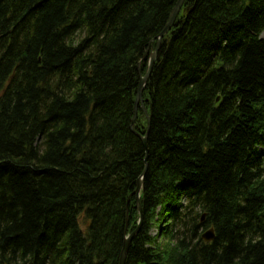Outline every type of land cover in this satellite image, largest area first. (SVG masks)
Here are the masks:
<instances>
[{"label":"trees","instance_id":"16d2710c","mask_svg":"<svg viewBox=\"0 0 264 264\" xmlns=\"http://www.w3.org/2000/svg\"><path fill=\"white\" fill-rule=\"evenodd\" d=\"M174 1L0 0V264H120L145 171L126 264H264V0L178 16L145 162Z\"/></svg>","mask_w":264,"mask_h":264},{"label":"bare ground","instance_id":"6f19581e","mask_svg":"<svg viewBox=\"0 0 264 264\" xmlns=\"http://www.w3.org/2000/svg\"><path fill=\"white\" fill-rule=\"evenodd\" d=\"M180 1L182 2V5H181ZM197 4H198V0H175L173 5H172L173 8H172V12H171L169 21H170L173 13L175 12V10L177 9V7L179 5H180V7H179L180 10H179L178 16L182 15V13H185V12H187V14L191 13L194 10V7L197 6ZM167 27H168V25L166 24V26L158 33V36L156 38V48H150L149 51L145 54L144 60L147 59V61L149 62V65H150V62H151L150 59H151L152 56L156 57V62H157L158 58L160 57V49H161L162 44H164L165 41L166 42L170 41L169 38H170V35L172 33L173 28L169 29ZM137 72L139 74L142 73L141 64L138 65ZM148 72H149V69H148L147 73L140 78L139 88H138V91L136 93V99H135V105H134V116H133V118L131 120V126H130V131H129L132 137L137 138L141 142L142 148H143V151H144V154H145V158H144L145 162H148L149 158L151 157V155H150V151L151 150H150V147H149V135H150L151 127H152V116H151V113H150V109H148L146 107L145 102H144V90H145V87H146L147 83L145 84V86L143 88V91L140 94V97H139V89H140V86H141V81L143 79L147 78L146 82L149 81L152 73H151V75L149 77L147 75ZM141 116H143V119H141ZM139 119L141 121V124L143 125L142 127L144 128V132L146 134L143 133L142 131H140L139 129H137V127H139L138 126ZM41 140L43 141L44 137L40 136V138L38 139V142L39 143L42 142ZM142 192L140 194V198L142 196ZM136 203H138V199H136ZM140 205H141V203H140ZM136 207H138V204L136 205ZM178 208L180 209V207H177V206L175 207V209H178ZM142 211H143V209H142ZM143 222H144V219L141 220L139 218V227L136 229L135 232H133V238L136 237L139 234V232L141 230V227H142V225L140 226V224H143ZM213 236H214V239L209 241V242L206 241L205 239H202V240L205 243H212V242H214L216 240L215 231L213 232ZM127 239H128V236L126 235L125 242L127 241ZM125 242H124V245H125ZM130 246H131V244L129 245L128 253H129V250H130ZM123 248H124V246H123ZM121 256H122V252L120 254V259H121Z\"/></svg>","mask_w":264,"mask_h":264},{"label":"water","instance_id":"95a60500","mask_svg":"<svg viewBox=\"0 0 264 264\" xmlns=\"http://www.w3.org/2000/svg\"><path fill=\"white\" fill-rule=\"evenodd\" d=\"M181 5H182V2L180 1ZM180 5L177 7V9L175 10V12L173 13L169 23L167 24L168 27L167 28H173L176 20H177V17H178V13H179V10H180ZM151 62H150V65H149V72H148V76L150 77L151 73H152V70H153V67L156 63V57L155 56H152L151 57ZM147 78L143 79L141 81V86H140V89H139V97H140V94L142 93L143 91V88L145 86V84L147 83ZM146 177V171L145 173L142 174V176L139 178L138 180V183H137V189H136V199H138V207H137V211L140 215V219L143 220L144 219V216H143V211H142V207L140 205V194L141 192L143 191V187H144V179ZM141 226V225H140ZM213 232L214 230L211 229L207 234L203 235V239H205L206 241H211L214 239V236H213ZM133 238V234L128 237L127 241L125 242V245H124V248L122 249V256H121V259H120V264H126V260H127V255H128V249H129V245L131 243V240Z\"/></svg>","mask_w":264,"mask_h":264},{"label":"rangeland","instance_id":"374dc122","mask_svg":"<svg viewBox=\"0 0 264 264\" xmlns=\"http://www.w3.org/2000/svg\"><path fill=\"white\" fill-rule=\"evenodd\" d=\"M140 225H142V224H140ZM208 232V231H207ZM207 232H206V234H207ZM205 232H203V231H201V234L203 235ZM158 234V229L156 228V230H154L153 231V236H156ZM201 235V236H202Z\"/></svg>","mask_w":264,"mask_h":264}]
</instances>
